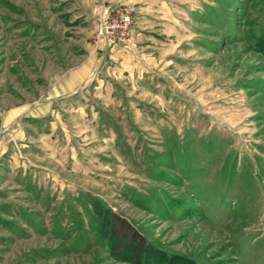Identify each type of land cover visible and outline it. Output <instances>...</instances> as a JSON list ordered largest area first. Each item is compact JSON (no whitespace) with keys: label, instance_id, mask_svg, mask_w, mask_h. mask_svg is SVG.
Returning <instances> with one entry per match:
<instances>
[{"label":"rangeland","instance_id":"1","mask_svg":"<svg viewBox=\"0 0 264 264\" xmlns=\"http://www.w3.org/2000/svg\"><path fill=\"white\" fill-rule=\"evenodd\" d=\"M105 4L0 0V264H135L111 214L141 264H264V0H124L111 46Z\"/></svg>","mask_w":264,"mask_h":264},{"label":"crops","instance_id":"2","mask_svg":"<svg viewBox=\"0 0 264 264\" xmlns=\"http://www.w3.org/2000/svg\"><path fill=\"white\" fill-rule=\"evenodd\" d=\"M101 1H103L104 3H107L104 6L111 7V6H114L116 3L124 1V0H100V2ZM102 50L109 51V53H111V55L108 54V57H111L116 62V64L123 65L128 60L131 61V63H132V60H131L132 56L129 54V52H127L125 46H117V47H113L112 49H110L109 47H105L104 45H102ZM104 54L105 53L101 54L100 51L95 52L93 57H90L88 59V61L79 64L78 66L73 68V70H71L67 74L63 75L62 78H59L57 80V83H58L57 89L58 90L59 89H71L74 87V85H76L79 82L71 90V91H73L72 94L77 93V89H79L83 84H85L86 81H88L89 77H91L93 75V73L100 70L102 65L105 62H108V60H106L105 57H103V56H105ZM126 58H127V60H126ZM92 71H94V72L92 73ZM133 72H134V70H133ZM116 77L119 78V76H115V78ZM60 94H63V93H60ZM56 96H58V95H56ZM53 97H55V96H53ZM60 97H61V95H60ZM15 123H16L15 118H14V120L9 121V125H15Z\"/></svg>","mask_w":264,"mask_h":264},{"label":"trees","instance_id":"3","mask_svg":"<svg viewBox=\"0 0 264 264\" xmlns=\"http://www.w3.org/2000/svg\"><path fill=\"white\" fill-rule=\"evenodd\" d=\"M107 226L106 235L111 243H115L113 254L128 255L135 264H141L142 258L146 256L147 246L145 240L136 230L127 223L125 219L111 214L105 221ZM164 264H178L174 258H170Z\"/></svg>","mask_w":264,"mask_h":264},{"label":"built area","instance_id":"4","mask_svg":"<svg viewBox=\"0 0 264 264\" xmlns=\"http://www.w3.org/2000/svg\"><path fill=\"white\" fill-rule=\"evenodd\" d=\"M112 13L114 14H110L109 7H104L101 9L97 20L100 43L106 46L125 42L132 31V20L129 12L116 6Z\"/></svg>","mask_w":264,"mask_h":264}]
</instances>
